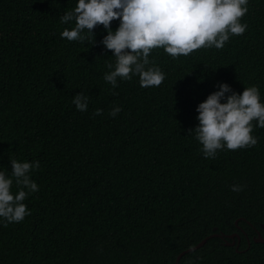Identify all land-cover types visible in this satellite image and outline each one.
Returning a JSON list of instances; mask_svg holds the SVG:
<instances>
[{
  "label": "trees",
  "instance_id": "1",
  "mask_svg": "<svg viewBox=\"0 0 264 264\" xmlns=\"http://www.w3.org/2000/svg\"><path fill=\"white\" fill-rule=\"evenodd\" d=\"M77 3L0 0V172L11 176L10 159L39 161L29 173L38 191L23 201L30 215L7 227L0 218V264H174L212 233L224 237L178 264H264V242L253 240L264 236V128L252 121L255 146L214 158L188 131L219 84L237 94L256 86L264 104V0H248L245 33L222 49L177 58L152 49L146 67L165 80L149 88L139 76L115 88L103 79L115 64L103 25L84 42L61 38L75 25L60 17ZM80 92L86 112L72 103ZM234 232L238 245L226 244Z\"/></svg>",
  "mask_w": 264,
  "mask_h": 264
},
{
  "label": "clouds",
  "instance_id": "2",
  "mask_svg": "<svg viewBox=\"0 0 264 264\" xmlns=\"http://www.w3.org/2000/svg\"><path fill=\"white\" fill-rule=\"evenodd\" d=\"M247 4L248 0H78L74 10L60 17L62 24L75 26L65 27L60 35L68 41L84 42L94 37L95 26L103 25L107 35L101 42L115 57L114 65L107 64L109 71L103 79L115 88L118 78L130 80L139 76L142 88L159 87L165 74L159 67H146L152 49L163 48L172 58L188 56L200 48L222 49L229 34L245 33L247 24L240 23V18L248 12ZM116 19L120 24L113 32L110 24ZM218 87L196 109L199 125L188 130L202 145L205 158H214L217 150L224 147L237 150L255 146L258 141L252 135V121L264 128V104L256 86L246 87L242 94L233 92L226 83ZM227 93L231 94L226 96ZM88 100L80 92L72 103L78 111L86 112ZM222 100L226 102L221 103ZM121 110L119 106L113 107L109 115L116 117ZM102 112L97 109L93 115ZM10 162L11 176L0 172V218L5 221V227L30 215L23 201L38 191L29 173L39 168V161L10 159ZM13 179L20 189L15 194L10 191ZM231 190L243 189L232 185Z\"/></svg>",
  "mask_w": 264,
  "mask_h": 264
},
{
  "label": "water",
  "instance_id": "3",
  "mask_svg": "<svg viewBox=\"0 0 264 264\" xmlns=\"http://www.w3.org/2000/svg\"><path fill=\"white\" fill-rule=\"evenodd\" d=\"M262 227L264 228V225L262 224ZM215 236H220V237H224V235H222L221 233H212L206 237H204L201 241H199L197 244L191 246V247H188L184 250H182L180 253H178V255L176 256V259H175V263L174 264H178L181 256L187 252H190V251H193V250H196L198 249L199 247H201L202 245H204V243L211 237H215ZM228 238H231L232 241L231 242H228V241H225L226 244H230V245H234L235 244V239L234 237H237V245L239 243V235L234 232L232 234H229V235H226ZM253 240L255 242H264V236H261V234L259 232H257V236L253 238ZM248 245H249V241H248Z\"/></svg>",
  "mask_w": 264,
  "mask_h": 264
}]
</instances>
